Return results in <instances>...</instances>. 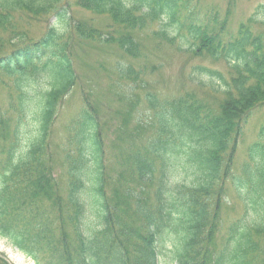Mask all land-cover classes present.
Here are the masks:
<instances>
[{"label": "trees", "instance_id": "1", "mask_svg": "<svg viewBox=\"0 0 264 264\" xmlns=\"http://www.w3.org/2000/svg\"><path fill=\"white\" fill-rule=\"evenodd\" d=\"M72 2L116 29L70 24L68 0H0V238L34 264H160L165 250L168 264H264V123L236 164L247 117L264 105L254 18L233 33L230 11L200 18L193 0ZM154 23L151 50L185 47L229 65V82L193 68L225 88L222 99L165 96L129 62L114 65L111 103L84 82L75 43L138 60L133 33ZM75 90L80 107L57 144L60 107ZM229 209L238 215L228 221ZM0 264L12 263L0 253Z\"/></svg>", "mask_w": 264, "mask_h": 264}, {"label": "rangeland", "instance_id": "2", "mask_svg": "<svg viewBox=\"0 0 264 264\" xmlns=\"http://www.w3.org/2000/svg\"><path fill=\"white\" fill-rule=\"evenodd\" d=\"M198 4V14L200 18L217 14L220 21L225 17L228 11V31L235 33L239 25L246 22L248 18H254L256 23L251 27L257 34H261L264 39V0H193ZM70 15L74 22L93 20L94 27L100 29L104 33H113L116 28L107 31L106 25H110L111 20L106 16H95L78 6H74L72 0H68ZM46 18H44L45 20ZM55 19L49 21V25L54 23ZM48 22L44 21L36 26L34 36H39L45 31ZM160 27L159 23H154L152 27L141 32H134V36L139 40L142 47V57L138 60H128L123 57L122 52L115 45L97 44V43H75L73 53L75 55L74 64L77 72L80 73L84 82L88 86L95 85L96 91H99V97L104 100L109 99L105 90L111 89L113 85L114 65L119 63H130L134 69L141 72L139 80L148 81L149 89L159 91L168 96L169 94L179 93H195L198 98L205 99L208 103L222 99L224 87L216 81H210L205 77H199L194 72V66L206 67L216 70L225 80H231L232 72L224 61L212 62L205 59H195L191 54L186 52V48L178 49L176 47H163L158 50H151L153 40L151 36L152 30ZM177 45V44H176ZM151 66H158V70L154 74L149 75ZM145 67L147 70L145 71ZM145 71V72H144ZM80 94L73 91L60 107V118L55 125L54 141L60 144L65 134V125L73 117L77 109L80 107ZM110 101V99H109ZM111 103V101H110ZM113 107L117 105L112 101ZM143 106V105H142ZM143 110V109H142ZM244 133L239 141L236 155V164L241 163L246 155L248 145L256 142L258 127L264 123V105H259L255 110L251 111L247 117ZM238 162V163H237ZM234 198V197H233ZM235 199V198H234ZM237 204V203H236ZM238 215L234 210H228L224 218L229 221ZM0 253L5 256L8 262L12 264H34L22 252L14 249L6 240L0 238ZM161 257L160 264H168L171 255L165 250Z\"/></svg>", "mask_w": 264, "mask_h": 264}]
</instances>
